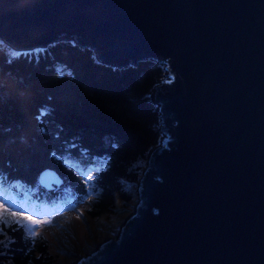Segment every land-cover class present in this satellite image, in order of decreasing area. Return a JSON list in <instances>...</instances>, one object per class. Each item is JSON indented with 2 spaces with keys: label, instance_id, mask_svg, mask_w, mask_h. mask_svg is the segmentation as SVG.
<instances>
[{
  "label": "water",
  "instance_id": "1",
  "mask_svg": "<svg viewBox=\"0 0 264 264\" xmlns=\"http://www.w3.org/2000/svg\"><path fill=\"white\" fill-rule=\"evenodd\" d=\"M61 40L164 69L132 211L71 264H264V0H0L11 55Z\"/></svg>",
  "mask_w": 264,
  "mask_h": 264
},
{
  "label": "trees",
  "instance_id": "2",
  "mask_svg": "<svg viewBox=\"0 0 264 264\" xmlns=\"http://www.w3.org/2000/svg\"><path fill=\"white\" fill-rule=\"evenodd\" d=\"M164 73L155 61L114 67L91 49L61 40L11 55L0 43V200L25 217H50L86 205L110 220L134 198L148 149L158 143V113L148 94ZM53 169L59 185L42 187ZM47 238L0 214V264H53Z\"/></svg>",
  "mask_w": 264,
  "mask_h": 264
},
{
  "label": "rangeland",
  "instance_id": "3",
  "mask_svg": "<svg viewBox=\"0 0 264 264\" xmlns=\"http://www.w3.org/2000/svg\"><path fill=\"white\" fill-rule=\"evenodd\" d=\"M134 203L135 196L129 204L117 207L116 213L110 220L91 219L86 214V205H78L72 210L57 213L50 217L28 219L21 214L11 213L12 211L1 200L0 214L10 213L14 215L18 221L25 223L30 232L47 238L50 242L51 252L55 256L53 264H71L78 257L87 254L86 246L93 247L105 240V232L100 227V223L109 222L119 227L132 211ZM34 221H39V223ZM63 233L66 234L67 238L62 240L60 235ZM114 236V233H109V238Z\"/></svg>",
  "mask_w": 264,
  "mask_h": 264
},
{
  "label": "bare ground",
  "instance_id": "4",
  "mask_svg": "<svg viewBox=\"0 0 264 264\" xmlns=\"http://www.w3.org/2000/svg\"><path fill=\"white\" fill-rule=\"evenodd\" d=\"M100 227L105 232V240L109 238L110 232H112L116 235L119 231V227H116L115 225H113L112 223H109V222L100 223ZM60 238H62V240H63L64 238H67V236H66V234L63 233L60 235ZM96 247H97V245L93 246V247L92 246H86L87 253L90 252L91 250L95 249Z\"/></svg>",
  "mask_w": 264,
  "mask_h": 264
},
{
  "label": "snow or ice",
  "instance_id": "5",
  "mask_svg": "<svg viewBox=\"0 0 264 264\" xmlns=\"http://www.w3.org/2000/svg\"><path fill=\"white\" fill-rule=\"evenodd\" d=\"M28 219H33L32 217H28ZM35 223H39V221H34Z\"/></svg>",
  "mask_w": 264,
  "mask_h": 264
}]
</instances>
